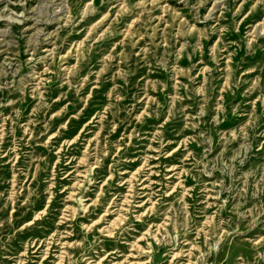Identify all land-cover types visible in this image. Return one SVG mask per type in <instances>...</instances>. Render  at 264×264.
Segmentation results:
<instances>
[{
    "label": "rangeland",
    "instance_id": "obj_1",
    "mask_svg": "<svg viewBox=\"0 0 264 264\" xmlns=\"http://www.w3.org/2000/svg\"><path fill=\"white\" fill-rule=\"evenodd\" d=\"M0 264H264V0H0Z\"/></svg>",
    "mask_w": 264,
    "mask_h": 264
},
{
    "label": "bare ground",
    "instance_id": "obj_2",
    "mask_svg": "<svg viewBox=\"0 0 264 264\" xmlns=\"http://www.w3.org/2000/svg\"><path fill=\"white\" fill-rule=\"evenodd\" d=\"M109 210V209H108Z\"/></svg>",
    "mask_w": 264,
    "mask_h": 264
}]
</instances>
